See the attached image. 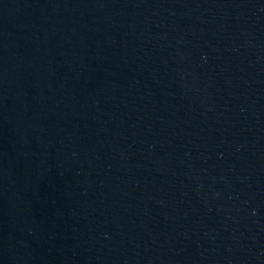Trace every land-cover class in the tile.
Segmentation results:
<instances>
[{
	"label": "water",
	"instance_id": "95a60500",
	"mask_svg": "<svg viewBox=\"0 0 264 264\" xmlns=\"http://www.w3.org/2000/svg\"><path fill=\"white\" fill-rule=\"evenodd\" d=\"M0 264H264V0H0Z\"/></svg>",
	"mask_w": 264,
	"mask_h": 264
}]
</instances>
